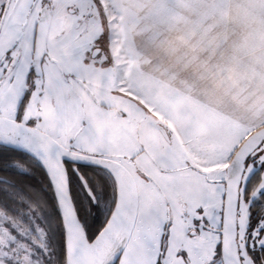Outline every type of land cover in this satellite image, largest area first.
Instances as JSON below:
<instances>
[{
  "label": "snow or ice",
  "instance_id": "6c2138e0",
  "mask_svg": "<svg viewBox=\"0 0 264 264\" xmlns=\"http://www.w3.org/2000/svg\"><path fill=\"white\" fill-rule=\"evenodd\" d=\"M0 264H264V0H0Z\"/></svg>",
  "mask_w": 264,
  "mask_h": 264
}]
</instances>
